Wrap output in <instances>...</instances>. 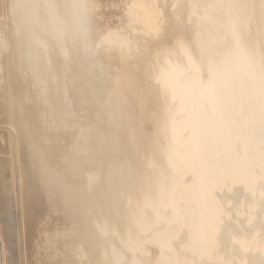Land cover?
I'll return each instance as SVG.
<instances>
[{"label": "bare ground", "instance_id": "bare-ground-1", "mask_svg": "<svg viewBox=\"0 0 264 264\" xmlns=\"http://www.w3.org/2000/svg\"><path fill=\"white\" fill-rule=\"evenodd\" d=\"M0 264H264V0H0Z\"/></svg>", "mask_w": 264, "mask_h": 264}]
</instances>
